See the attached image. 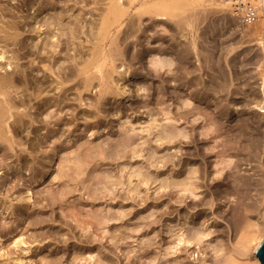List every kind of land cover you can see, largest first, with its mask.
Here are the masks:
<instances>
[{"label": "rangeland", "instance_id": "1", "mask_svg": "<svg viewBox=\"0 0 264 264\" xmlns=\"http://www.w3.org/2000/svg\"><path fill=\"white\" fill-rule=\"evenodd\" d=\"M29 1L34 0H0V25L7 22L19 24V31L24 29L19 37L28 42V49L44 35L36 38L32 33L35 21L43 20L47 13L53 14L52 10L41 9L36 20H29L27 15L40 0H35L32 8ZM55 1L56 10L64 4L70 15L79 12L83 26L95 22L92 19L98 17V11L94 7L97 9L101 5V1L92 5L90 0H78L74 5L75 0L68 1V4L64 3L65 0ZM218 4L219 0L216 3L196 0L191 11H186L184 16L161 20L150 15L138 19L133 15L131 31L134 33L130 32L128 38L125 35L124 40L121 39L123 52L114 56V63L117 66L122 64L117 68L120 72L130 64L128 70L141 74H133L127 82L120 79L117 84L125 81L126 87L135 90L144 81L148 88L138 91V95L135 91L122 93L115 88L116 94L101 105V111L94 115L96 118H90L88 110L93 109L89 104L97 95V86L89 92H82V101L75 98L73 90L66 92L68 98L60 105L63 109L42 107L36 123L27 115L17 123V116L7 119L6 125L15 142L11 148L9 143L0 142V264H93L94 261L86 257L88 252L96 255L98 263L106 257L107 264H172L174 260L181 264H216V258L238 246L235 242H239L248 223L263 222L264 113L261 111L264 109L256 106L260 98L257 93L260 45L249 31L240 29L237 25L240 22L232 19L229 10ZM186 15L193 16L189 17L188 25L184 19ZM125 23L128 19L121 29ZM5 35L0 32V50L5 51L4 58L0 59V74L13 66L14 69L24 68L30 58L25 55L26 48L16 54L15 47L20 43L15 46L5 42ZM78 36L81 37L78 41L84 42L81 50L86 56L89 43L86 44L84 39L87 37ZM71 46L65 47L70 55L73 53ZM69 53L63 59L69 60ZM152 53L172 57L169 68L174 71L164 74L163 80L141 76L149 67ZM68 63L70 60L64 64ZM175 68L178 74L183 72L179 75L183 77L175 76H178L177 72L174 73ZM117 76L115 74V78ZM185 82L196 88L189 108L195 105L191 114L193 117L199 115L196 118L200 119L193 121L189 117L173 123L163 121L158 115V122L162 120L159 123L172 122L175 130L181 132L161 145L145 128V120L150 117L146 114L157 97L168 98L164 106L175 113L174 104L189 92ZM159 90L166 94L161 96ZM146 94L153 98L148 110L139 107L148 98ZM203 96L208 100L203 101ZM10 97L19 107L12 112H33L27 100L26 104L19 103L23 95L11 92ZM129 106L133 109H127ZM47 112L54 114L50 123L45 117ZM84 114L88 119L83 118ZM208 116L221 125V132L215 137L201 134L202 125L210 123L202 119ZM241 117L246 119L242 129L236 124ZM7 127L3 124L5 130ZM127 137L131 144L122 148L118 143ZM18 142L23 144L18 145ZM79 143L85 145L75 149ZM30 144L33 149L28 147ZM99 144L108 149L111 157H85L79 177L75 174L54 177L59 173L58 164L66 163L58 159L52 175L46 174L39 180L38 175L33 177L31 174L39 170L45 162L43 156L51 149H63L60 157L67 154L72 158L88 154L90 150L85 151V147L95 148ZM162 157L167 159L164 165L151 164ZM189 169L196 171L192 177ZM165 177L187 178L191 184L186 190L170 188L175 193L166 194L168 188L159 187ZM27 189L30 200L20 202L19 198ZM61 191L64 194L59 199ZM53 196L55 199L51 200ZM94 216L114 219L104 227L99 225L98 231H91L89 225L76 222L79 219L96 223ZM191 229H199L208 235L191 244L176 241L179 233L185 235ZM173 243L176 247L164 256L167 247L170 244L173 247ZM173 249L176 250L174 253Z\"/></svg>", "mask_w": 264, "mask_h": 264}, {"label": "bare ground", "instance_id": "2", "mask_svg": "<svg viewBox=\"0 0 264 264\" xmlns=\"http://www.w3.org/2000/svg\"><path fill=\"white\" fill-rule=\"evenodd\" d=\"M36 1L35 0L29 1L31 8L33 6V3H35ZM68 1H71V0H65L64 3L68 4L67 3ZM77 1L78 0L73 1L72 5L77 3ZM98 1H101V5H100L101 7L99 6L97 9L96 7H94V9L98 11V17L95 19H92V20H95V22L94 21L88 22L84 26L81 25V23L83 22L80 21L82 16L79 14V12H76L77 14L73 13V15H70V10L69 12H67L68 10L66 11L64 9V4L59 5L60 6L59 9L56 10L57 1L55 0H51L50 2L47 1L45 3L43 2L44 4L42 3L41 0L40 2L37 1L38 4L36 8L33 9L32 13L27 15L29 20L33 18L36 20L37 12H39L41 9L42 11L52 10L53 14L47 13L46 14L47 17L45 16L43 20L41 19V21L40 20L35 21L33 25L32 33L34 34V36H36V38H39L41 34L42 35L44 34V35L34 45L31 46L28 44L29 47L31 46L29 49L26 47L28 42L27 43L24 42L25 40L24 37L22 36L23 39L22 38L20 39L19 37L20 35H22L23 30H24L23 28H21L23 29L22 32L21 30L19 31L20 29L19 24L17 25V23L15 22L13 23L7 22V23H2L0 25L1 26L0 32L6 33V35L4 36L5 42H10L12 45H15V46L19 43L21 44V45L19 44L20 47H18L19 45L15 47L16 54H19L21 49L26 48L27 50L25 51V55L27 57H30L29 61L26 62V66L24 68L14 69L15 66H13L10 68L9 71L4 70V72L0 74V142L5 141L9 143L10 148L12 144L15 142L13 140L14 135L11 134L12 132L10 133L9 127H7L6 125V121L9 117L17 116L16 118L17 119L16 123H17V121H21L22 116L27 115L30 117V119H32L36 123L39 121L37 118L38 111L42 107H45V109H49L50 107L56 106L59 109V111H61L63 108H61L60 105L63 104L64 101L68 98L66 96V92L70 90L74 91L72 94L75 96L76 99L82 101L83 100L82 92H85V91L89 92L95 86L98 87L97 95L94 98V101L93 100L92 102L89 101L90 102L89 105L93 108L92 110H88L91 113L90 118L97 117V116L94 117V115H96L97 112L101 111V105L107 103L106 100L108 97H112L116 94L115 88H117L118 91L122 93L129 92V91H135L137 92V95H138V91L144 90V88H146V85H145L146 82L141 81L139 87L138 86L135 87V90H132L126 87L127 86L126 82L131 80V77L133 76V74L135 75V74H141V73H137L135 70L133 71L128 70L130 67V64L123 67L121 69L123 72H120L117 68L118 66L121 67L122 64L117 66V64L114 63L115 61L114 56L120 55L123 52V50L121 49L122 46L120 47V44L122 42L121 39L123 38L124 40L125 35H127L126 37L128 38L129 36L128 34L134 31V30L131 31L132 27L134 26L133 25L134 23L132 24L131 17L133 15H137L138 19H140V17L143 15H150L159 20L164 19L165 17H174V16L178 17V15L181 16L183 14H186L185 13L186 11H191L192 5L194 4L196 0H90V3L96 6V4L99 3ZM204 1L208 2L211 0H204ZM212 1L216 3V0H212ZM251 1L252 3L255 4V6L258 7V10H259L258 12L262 15V18L251 25H244L242 23H238L237 25H239V27H241L240 29H243V31H249L250 32L249 35L254 36L257 39L258 44L260 45V57L258 60V62L260 63L259 64L260 69L257 75L259 76V80H260L259 84H257L258 85L257 93L260 98L257 100L256 106H258L259 109H264V67L262 64L264 63V0H251ZM79 3L81 2L79 1ZM86 5L88 4H85V6ZM218 5L222 9L229 10L232 19L238 22L236 16L234 14H231L233 12L230 10L231 7H230V3L228 0H219ZM90 10L93 11L92 8H90ZM66 13H69V16L67 14V17H68L67 20L65 19ZM191 16L192 15L190 16L186 15L184 17V19H186L185 23L187 25L190 22L189 17ZM69 17H72V18H69ZM127 19H128V23H125L123 29H121L124 21ZM134 19L136 20V18ZM87 21L88 20H86V22ZM138 28L139 27L135 28V30L136 29L138 30ZM120 33L122 34L121 36H119ZM80 34L85 35V37L87 38H85L84 40L86 41V44L89 43L88 53L86 52L87 53L86 56H83V53L81 50L83 48L82 44L84 42L82 43L81 39L78 41L80 37L78 35ZM69 44L73 45V47L71 46L73 53L72 55H70V53L67 51L70 55L69 56L70 63L65 65L64 64L65 61H69L68 59H63L64 57H66V55H68V53L65 51V47ZM4 53H5L4 49H1L0 59L4 58ZM171 58L172 57L160 56V54L157 56L156 53L153 54V56L150 57L148 69H145L144 74L141 75L142 78L147 75L148 77L147 79H161L162 78L163 80L164 79L163 75L171 71V68H169L172 63ZM16 60L18 59L16 58ZM6 65L11 66L10 63H7ZM54 66L56 67L54 68ZM176 69L177 68H175L174 73L177 72L178 74L179 71L178 69L177 70ZM184 71H186V69H184ZM174 73L172 74V78L174 77ZM180 73L182 74L183 72H180ZM180 73L178 74V76L177 75L175 76L183 77L182 75L179 76ZM115 74L118 75L119 77L117 76L118 78H115ZM186 74H187V71H186ZM166 78L169 79V76ZM166 78L164 81H166ZM120 79L122 80L126 79L125 80L126 82L123 81V84L118 85L117 83H118V80ZM135 83L138 84L139 82L135 81ZM186 85L189 89V92H187V95L181 97V101L178 100L177 104L176 103L174 104L175 105L174 108L176 110L174 111L175 113H173L172 110L170 111V109L164 106L165 101L168 99L166 96L167 98L166 100H164L161 97L155 98L154 99L155 101L153 102L154 106L150 108V110L146 114L147 116H150V117L147 120H145V123H146L145 128L149 132L148 134L149 135L152 134V138L155 141H159L161 145L173 140L176 134L177 135L181 134L180 131L177 132L174 128L173 123L175 121H178L180 119H189V117H192L191 120L193 121L200 119V117L198 119L196 118L199 115H195L193 117L191 114L192 109L194 108L193 106L195 105L193 106L191 105L192 107L189 108L190 104H192L191 95L195 94L194 92H196L195 91L196 88H191L192 83L190 82H187ZM147 88L145 90H147ZM11 92L19 93L23 95V97L19 98V103L26 104L25 101L27 100L28 103H31V108L33 109V112H31L30 114L22 113V111L21 113H17L16 111L12 112V110H15L17 108L19 109V107H17L15 100L12 97H10ZM164 94H166V92L162 93L161 96H164ZM146 95H147L146 97L148 98L142 101L141 106H139L140 105L139 104L137 105V107L138 106L143 107V108L146 107V109L148 107L149 109V105L152 103L151 100L153 98L152 96L151 98H149L150 96L149 94H146ZM203 97H204V99H202L203 101H205L206 99L208 100L207 96L206 97L203 96ZM21 104L20 106H22ZM64 105L66 106V104ZM130 108L132 107L129 106V108L127 109H130ZM187 108H189V110H186ZM116 109L120 110L119 107H117ZM170 112H172L171 115H170ZM261 112L264 113V110ZM158 115L159 117L161 116L160 119H162L163 121L165 122L173 121V123L172 122L171 124L170 123L168 124L159 123L162 120L158 122ZM45 117H47L46 119L48 120L47 123H50L51 119L54 117V114H52L51 112L50 113L47 112L45 114ZM83 118L85 120L88 119V117L85 114ZM206 119L209 120L210 123L208 122L209 124L205 126L201 124L202 125L201 127L202 129L200 130L201 134L202 135L209 134L210 137L211 136L215 137L216 135L219 134V132H221L220 130L221 125L220 124L218 125L216 119L210 116L204 117V119L202 120H206ZM245 122H246V119H243L241 117L238 123H236L237 127L241 128ZM3 124L8 129L5 130L3 128ZM212 125H213V129L211 130ZM182 136H185V135L182 134ZM128 138L129 137L125 138L123 141H121L118 144L121 145L122 148H127L131 144L129 142L130 138L129 139ZM21 143L18 142V145H20ZM84 145L85 144L79 143L77 147H75V149L83 147ZM28 147L32 148L33 146L32 144H30ZM61 150L63 149H60V150L51 149L50 151H47L45 155L43 156L45 158V162L42 165H40L39 170H37L39 171L38 172L39 174H37V171L35 170L36 172L33 171L31 173L33 177L34 175H38V178L40 180L46 174L52 175L53 173L52 170L56 164V159H58L59 161L65 160L66 163L64 162V164H61V165L58 164L57 168L59 169V173L55 174L54 177L56 176L66 177V176H71L72 174H75L76 177H79L80 173L82 172L81 170L83 169V166L86 162V158L92 157V156H95V157L102 156L103 157V155L104 157H111L108 152V149L103 148L101 144L97 145L95 148L85 147L84 149L85 151L90 150L88 154H85L84 156L76 155L72 158H68L67 154H65L61 158L60 157ZM72 151H69L68 153ZM137 151L138 150H135L136 153ZM116 152H118V150ZM219 155H222V154H219ZM166 161L167 159L162 157L157 162L153 160L151 164L152 163L153 164L162 163V165H164ZM226 161L229 162L230 160L228 159ZM67 163H70V165ZM188 173L192 177V175H194L196 171L194 169H189ZM190 184L191 182L187 181V178L177 179L175 177H165L162 179V184L159 187L163 189L168 188V191H166V194H173L172 192L174 190L170 188L175 187V189L176 188L178 189V187H180L183 190H186ZM49 193H52V192H49ZM63 194L64 192H62V195L61 193L58 195L60 196L59 199L62 198L61 196H63ZM30 198L31 197H30L29 189H27L26 194L21 196L19 198V201L28 202ZM50 199L54 200L55 197L53 196V198H50ZM261 218L263 219V222L261 223L258 222V220L248 223L246 225L247 226L246 229L243 231V233H241L239 237L240 240H238L239 241L237 242L238 244L235 242V245L236 246L238 245V246L233 250L230 249L231 251L229 250L230 252L228 253L226 252L227 253L226 255L224 254L223 256H221L223 253L220 254L221 257L219 256L220 258H216L214 262L216 264H259V260L257 258L256 252L262 240L264 239V209L261 213ZM113 219L112 218L109 219V218L101 217V216L100 218H97L96 216H94L93 221H96V223L94 222L90 223L89 221L83 222L79 219H76V222L77 224L84 223L86 226L89 225L92 228L91 231H96V230L98 231V229L100 228L99 225L104 227L105 223L112 221ZM206 235H208V233H204V231H201L199 229H191V231L185 235L183 234V232L179 233V235H177L176 237V241L178 243L183 242L186 244H191L194 241L195 242H198L199 240L201 241V239L205 237ZM0 239H1V235H0ZM171 244L169 245V247H167V252L164 254V256L171 253L169 251L170 249L176 247L174 246V243H173V247H170ZM175 251L176 250L172 251V253H174ZM217 252H219V250ZM86 257L88 260L94 261L93 264H107L108 262L106 257H104L103 262L98 263L97 260L95 259L96 255H94L93 252H88ZM166 264H169V262H167ZM172 264H181V263L177 260H174Z\"/></svg>", "mask_w": 264, "mask_h": 264}, {"label": "built area", "instance_id": "3", "mask_svg": "<svg viewBox=\"0 0 264 264\" xmlns=\"http://www.w3.org/2000/svg\"><path fill=\"white\" fill-rule=\"evenodd\" d=\"M231 11L238 21L244 25H251L260 19L258 7L251 0H228Z\"/></svg>", "mask_w": 264, "mask_h": 264}, {"label": "water", "instance_id": "4", "mask_svg": "<svg viewBox=\"0 0 264 264\" xmlns=\"http://www.w3.org/2000/svg\"><path fill=\"white\" fill-rule=\"evenodd\" d=\"M257 258L259 260V264H264V239L262 240L261 244L259 245L257 252Z\"/></svg>", "mask_w": 264, "mask_h": 264}]
</instances>
